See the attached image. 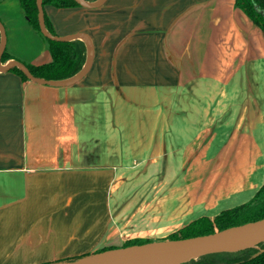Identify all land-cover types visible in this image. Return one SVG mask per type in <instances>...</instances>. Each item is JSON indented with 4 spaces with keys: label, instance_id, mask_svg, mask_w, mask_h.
Returning <instances> with one entry per match:
<instances>
[{
    "label": "crops",
    "instance_id": "obj_1",
    "mask_svg": "<svg viewBox=\"0 0 264 264\" xmlns=\"http://www.w3.org/2000/svg\"><path fill=\"white\" fill-rule=\"evenodd\" d=\"M43 10L57 36L90 38L93 62L70 86L0 72V264L158 243L255 197L264 32L235 0ZM0 22L10 61L53 62L20 0H0Z\"/></svg>",
    "mask_w": 264,
    "mask_h": 264
},
{
    "label": "trees",
    "instance_id": "obj_2",
    "mask_svg": "<svg viewBox=\"0 0 264 264\" xmlns=\"http://www.w3.org/2000/svg\"><path fill=\"white\" fill-rule=\"evenodd\" d=\"M95 2L98 0H87ZM21 6L25 11L31 26L37 30L41 36L47 41L50 46V52L52 56L51 63L30 66L27 65L30 72L35 77H41L48 80H66L71 79L72 76L78 74L87 62V44L79 39H72L68 42L50 41L45 38L39 27L38 13L36 0H20ZM54 5L58 8H69L80 6L76 0H43V5ZM235 5L253 21L264 32V0H235ZM45 25L48 31L53 35H56L55 31L49 24L45 16ZM1 42V32H0ZM10 61V56L5 50L1 63L7 64ZM10 71L21 76L23 79H27L21 70L13 68ZM255 197L246 204L239 205L233 208H229L213 218L199 217L189 223L188 225L179 229L178 232L171 234L167 239L179 240L185 238H195L196 236L210 235L216 231H222L229 229L233 226H239L247 224V222H253L264 219V184L257 191ZM152 243L151 239L135 238L126 241L122 248H128L130 246H144L145 244ZM115 247L105 248L95 251L105 252ZM225 256H222V255ZM214 253V255H207L197 259V261H191L187 264H264V243L255 247H248L237 252L231 253ZM258 254V255H256ZM94 255L85 254L70 258L68 262L77 261V259Z\"/></svg>",
    "mask_w": 264,
    "mask_h": 264
},
{
    "label": "water",
    "instance_id": "obj_3",
    "mask_svg": "<svg viewBox=\"0 0 264 264\" xmlns=\"http://www.w3.org/2000/svg\"><path fill=\"white\" fill-rule=\"evenodd\" d=\"M80 6L86 8H97L103 5L106 0H98L90 2L87 0H76ZM38 13L39 27L42 35L50 41L68 42L72 39L80 38L88 46L87 62L83 69L71 79L66 80H48L41 77H35L23 62L11 60L7 64L1 63V58L6 50V28L0 22L1 42H0V72L9 71L13 68H18L23 72L27 79L33 82H39L50 86H70L80 81L87 74L93 62V45L90 38L84 34H76L70 37H59L52 35L45 25V13L43 10V0H36ZM264 243V219L247 222V224L233 226L229 229L216 231L210 235L196 236L195 238H185L179 240L152 242L144 246H130L128 248H115L105 252L94 253V255L85 256L77 259L74 262L60 264H100L95 263L96 257L108 255L111 253H127L138 248H145L149 245H157L156 248L149 250L143 254L129 257L126 260L115 261L106 264H187L197 259L214 255V253H231L237 252L248 247H255ZM258 255V254H256Z\"/></svg>",
    "mask_w": 264,
    "mask_h": 264
},
{
    "label": "bare ground",
    "instance_id": "obj_4",
    "mask_svg": "<svg viewBox=\"0 0 264 264\" xmlns=\"http://www.w3.org/2000/svg\"><path fill=\"white\" fill-rule=\"evenodd\" d=\"M156 247H157V245H149V246H146L145 248H138L134 251H128L127 253H111L108 255L96 257L94 259V262L100 263V264H106V263H111V262H115V261L126 260L129 257H134L136 255L143 254V253H145L149 250H152Z\"/></svg>",
    "mask_w": 264,
    "mask_h": 264
},
{
    "label": "rangeland",
    "instance_id": "obj_5",
    "mask_svg": "<svg viewBox=\"0 0 264 264\" xmlns=\"http://www.w3.org/2000/svg\"><path fill=\"white\" fill-rule=\"evenodd\" d=\"M132 172L131 171H128V172H126L125 173V176L126 175H129V174H131ZM161 174V173H160ZM182 186V184L181 183H177L176 185H173V187L175 188V190L177 189V188H180ZM171 186L170 185H168V186H166V191L168 192V190H169V188H170ZM176 194H177V192H175ZM174 202V204H175V206H177V201L175 200V201H173ZM176 221V220H175ZM171 234H173V233H171ZM171 234H167L165 237H163L162 239H160V241L159 242H162V241H171L172 239H167ZM126 242V241H125ZM152 242H155V241H153L152 240ZM124 244V243H123ZM110 247H115V248H122V245L121 246H118V245H116V244H111V245H108L106 248H110ZM98 250H102L101 248H98ZM223 254V253H222ZM220 256H221V253H220ZM222 256H225L224 254L222 255Z\"/></svg>",
    "mask_w": 264,
    "mask_h": 264
}]
</instances>
